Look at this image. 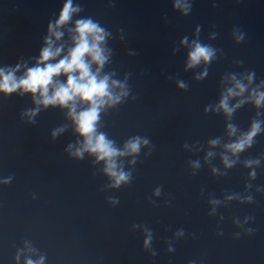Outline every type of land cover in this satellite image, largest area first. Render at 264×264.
Instances as JSON below:
<instances>
[{
  "label": "water",
  "instance_id": "1",
  "mask_svg": "<svg viewBox=\"0 0 264 264\" xmlns=\"http://www.w3.org/2000/svg\"><path fill=\"white\" fill-rule=\"evenodd\" d=\"M185 2L186 13L175 0H73L80 10L61 26L57 43L69 47L76 20L97 23L109 50L101 75L125 83L127 96L100 112L97 130L117 148L147 140L118 158L130 173L118 187L103 161L66 150L81 139L66 108L40 107L29 119L30 93H0V264H264V102L247 99L264 82V0ZM64 3L0 0V68L36 63ZM193 41L214 56L187 68ZM233 75L247 88L228 100H245L228 116L217 105ZM254 122L250 146L233 155L225 145Z\"/></svg>",
  "mask_w": 264,
  "mask_h": 264
},
{
  "label": "clouds",
  "instance_id": "2",
  "mask_svg": "<svg viewBox=\"0 0 264 264\" xmlns=\"http://www.w3.org/2000/svg\"><path fill=\"white\" fill-rule=\"evenodd\" d=\"M174 7L180 8L185 13L188 10L185 0H175ZM79 10L78 6H73V0H65L57 20L48 26L45 46L32 67L17 64L13 68H0V93L7 95L18 90L21 95L30 93L36 107L24 113L29 119L39 111L40 107L59 105L61 108H66L74 131L81 137L75 145L69 144L66 150L78 159L88 153L95 157V162L103 161V172L110 178V186L118 187L121 183L127 182L130 176V173L123 170V163L118 161V158L134 157L139 152L140 146L147 144V140L134 137L126 141L122 148H117L112 140L97 130L100 112L105 107L119 103L128 93L125 83L112 79L111 73L101 75L102 68L108 60L109 50L104 46L107 33L97 23L91 19L76 20L73 27L69 29L71 46L65 47L63 43H57L64 35L60 30L61 26L67 24L72 15ZM190 49L187 68H192L201 62L207 64L214 56V50L207 45H201L199 41H193ZM62 52L63 55H61ZM57 57L59 59H56ZM93 64L95 70L92 68ZM21 68L24 70L17 76L16 73ZM61 75L65 77L63 82L59 79ZM204 75L205 72H201L197 78H202ZM252 78V74H248L242 79H246L248 84H251ZM229 79L232 81V86L225 90L217 105V108L223 110L228 116L245 102V100H239L229 107L228 100L234 96H242L247 88L242 79H237L234 75ZM178 86L183 88L184 84L179 83ZM259 87H264V82L257 88H253L247 97L257 107L264 102V92L259 91ZM85 104L87 106L83 107ZM259 130V122L252 123L247 133L241 134L235 142L225 145V148L233 155L239 153L250 146L253 136ZM62 131H64L63 127L54 130L53 137ZM228 131L231 136L235 134L236 129L229 124ZM217 143L218 140L210 141L212 145ZM208 155L211 156L212 153L209 152ZM223 159L226 167L235 163L227 157ZM258 162L248 161L246 164ZM129 163H134V159ZM149 239L150 236L145 240L146 246ZM27 251L35 250L27 248ZM16 259L19 261L20 252L17 253ZM44 259L43 256L36 260L26 257L25 264H44Z\"/></svg>",
  "mask_w": 264,
  "mask_h": 264
}]
</instances>
